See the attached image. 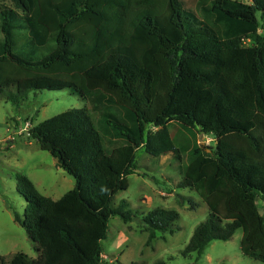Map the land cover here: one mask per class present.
Segmentation results:
<instances>
[{
	"label": "trees",
	"instance_id": "1",
	"mask_svg": "<svg viewBox=\"0 0 264 264\" xmlns=\"http://www.w3.org/2000/svg\"><path fill=\"white\" fill-rule=\"evenodd\" d=\"M260 30L264 0H199L195 10L184 0H0V98L20 107L32 92L73 90L90 107L29 131L76 186L53 200L17 176L26 208L15 220L39 255H0V264H113L102 241L111 218L133 221L129 203L113 201L129 188L140 148L156 158L186 155L178 187L208 206L184 257L241 229V252L264 263ZM172 123L193 140L177 145ZM197 135L216 146H201ZM112 137L125 144L108 149ZM179 218L163 208L146 214L147 246L158 232L174 234Z\"/></svg>",
	"mask_w": 264,
	"mask_h": 264
},
{
	"label": "rangeland",
	"instance_id": "2",
	"mask_svg": "<svg viewBox=\"0 0 264 264\" xmlns=\"http://www.w3.org/2000/svg\"><path fill=\"white\" fill-rule=\"evenodd\" d=\"M187 7L196 9L199 0H184ZM252 4V0H238ZM245 46L251 43L245 41ZM90 108L73 90L32 92L20 107L0 98V255L7 260L16 253L36 259V245L28 238L25 229L15 220L23 217L26 202L19 194L18 175L27 176L37 190L53 200L60 199L75 188V179L66 173L58 161L29 136V131L40 122L71 109ZM178 144L193 140L178 123L169 126ZM201 146H216L210 136L197 135ZM125 144L120 137L106 138L108 149ZM137 172L128 177L129 188L119 192L113 201L119 206L129 203L133 221L124 223L119 217L109 222L108 235L102 241L103 257L113 264H264L241 252L243 231L238 230L228 241L211 242L199 257H184L182 251L190 241L195 228L209 213L207 204L191 189L178 187L188 161L183 155L177 160L171 155L159 158L150 156L140 148L137 153ZM264 214V201H257ZM195 205V206H194ZM194 208H193V207ZM175 210L180 214L175 233L156 234L147 246L149 231L142 218L154 209ZM104 264V263H103Z\"/></svg>",
	"mask_w": 264,
	"mask_h": 264
},
{
	"label": "built area",
	"instance_id": "3",
	"mask_svg": "<svg viewBox=\"0 0 264 264\" xmlns=\"http://www.w3.org/2000/svg\"><path fill=\"white\" fill-rule=\"evenodd\" d=\"M264 32V30H260V33H263Z\"/></svg>",
	"mask_w": 264,
	"mask_h": 264
}]
</instances>
